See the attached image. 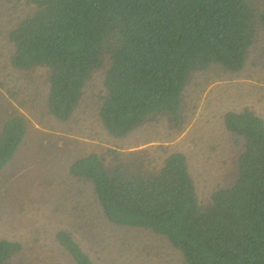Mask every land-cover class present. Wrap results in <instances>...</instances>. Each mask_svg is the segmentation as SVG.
<instances>
[{
	"label": "trees",
	"instance_id": "1",
	"mask_svg": "<svg viewBox=\"0 0 264 264\" xmlns=\"http://www.w3.org/2000/svg\"><path fill=\"white\" fill-rule=\"evenodd\" d=\"M258 0H31L35 11L9 31L11 64L45 69L47 110L60 122L74 115L94 72L106 66L99 119L113 137L126 138L152 115L181 121L192 75L244 70L264 28ZM224 125L240 148L238 177L202 205L186 155L159 162L150 148L72 162L73 177L91 183L106 220L149 229L180 252L183 264H264V118L251 108L228 110ZM28 133L24 116L0 127V173ZM107 155V156H108ZM57 244L72 264H98L71 231ZM19 241L0 240V264L17 262Z\"/></svg>",
	"mask_w": 264,
	"mask_h": 264
},
{
	"label": "rangeland",
	"instance_id": "2",
	"mask_svg": "<svg viewBox=\"0 0 264 264\" xmlns=\"http://www.w3.org/2000/svg\"><path fill=\"white\" fill-rule=\"evenodd\" d=\"M258 9L264 0L255 1ZM31 0H0V127L24 116L28 133L15 158L0 173V240L19 241L25 264H72L57 244L59 230L71 231L98 264H183L181 254L149 229L119 227L103 217L90 182L73 177L72 162L107 150L156 149L158 160L186 155L202 205L238 177L240 148L224 125L228 110L251 108L264 118V28L239 73L209 70L192 75L182 99L181 121L169 114L148 117L126 138L111 136L99 119L106 66L93 73L68 122L47 110L45 69L19 71L11 64L9 31L32 14ZM108 155V156H107Z\"/></svg>",
	"mask_w": 264,
	"mask_h": 264
}]
</instances>
